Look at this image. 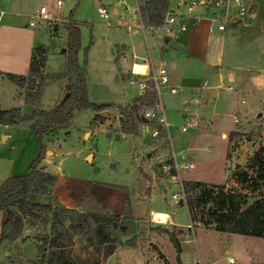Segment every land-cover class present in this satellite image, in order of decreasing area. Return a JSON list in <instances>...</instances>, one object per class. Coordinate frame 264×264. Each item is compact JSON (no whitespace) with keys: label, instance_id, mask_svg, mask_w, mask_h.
Instances as JSON below:
<instances>
[{"label":"rangeland","instance_id":"1","mask_svg":"<svg viewBox=\"0 0 264 264\" xmlns=\"http://www.w3.org/2000/svg\"><path fill=\"white\" fill-rule=\"evenodd\" d=\"M175 1L168 0V7L176 8ZM251 1H255V3L259 1L257 8H255V21L261 27L264 25V0ZM111 2L112 0H61V5L56 7L54 0H14V3L19 5L18 15H13L12 18L13 24L20 31L18 34L15 33L17 42H20L22 47L25 46V33L29 30L35 31V45H42L46 48L42 65V74L45 78L39 88L41 94L38 102L20 107V112L29 115L30 119L11 122H20L26 127L16 131L11 142L5 146V149L9 151L10 166H6L7 169L5 170L0 169V178L2 177L0 180L11 175L25 173L30 161L38 152L39 145L35 128L41 123L42 117L32 115L34 108L45 110L54 108L64 95L69 94L71 88L67 89L66 85L77 82L76 74L69 72L66 68V53L64 52L68 33L65 22L70 20L77 25L79 30L76 60L84 74L86 98L96 103L106 102L108 105L97 111L89 107L76 108L73 106L72 114L66 123L52 124L41 135L40 141L44 144V152L37 167L49 171L48 166L58 164L60 170L69 173L68 176L72 180L85 178L104 181L109 183L108 185L117 188H138L140 190H143L141 177L143 172L145 177H155L162 187L165 186L162 180L163 178L167 179V175L166 172L158 169L160 162H156V157H158L159 152H164L161 157L162 161L171 163L169 142L166 137H162L159 141H150L148 145L144 143L141 134L143 122L136 116V111L140 107L138 101L135 102L137 100L136 90L128 87L125 77L121 76V74L127 75L129 72L131 51L123 50L124 56H121L122 59L118 62L114 61L117 58H112L115 53L110 51L114 45L120 46L122 40H127L125 37L129 35L126 30H129L130 25L128 28L125 25V30L121 23L133 24V20L136 21V19L134 17H131V20L123 18L124 16H131L128 13H125V15H121L119 11L112 13L110 11ZM127 2L130 6L133 5V0H127ZM41 3H45L48 9L52 11L51 19L49 21L35 19V25H28V15ZM105 3L108 6L105 7L108 12V18L106 19L99 16L96 10V6ZM0 9H2L0 11L2 20L10 16L6 13V4L3 3ZM250 12L251 10L244 16H247ZM107 20L109 24H106ZM54 25H56V29L53 27ZM133 32H138L135 38V42H137L135 50L145 53L140 30L134 27ZM146 34L149 35V32L146 31ZM10 48L8 50L3 49L4 54H9L12 51ZM150 51H152V47ZM260 64L264 69V56H262ZM119 75L121 78H119ZM1 78L5 77L2 75ZM0 85L3 84L0 83ZM1 88L0 93L6 94L7 89ZM21 89L23 90V88ZM259 91L261 94L259 97H255V106L252 107L251 112L239 114L238 123L232 128L230 127L231 129H205L202 125L199 126V122H197L196 124L200 128L193 125L183 131L180 130V126L189 120V115L182 117L179 110L165 107L164 112L168 122L170 143L176 153V160L181 161L184 159L190 163V166L179 168L184 187L185 182L192 180L195 175L202 179H198L201 184L197 186H186V189L191 191V195L188 196H198L201 188L216 185L215 188L210 189L212 193L205 199L203 206L196 207L191 212L188 211L192 219L211 218L210 208L214 205L215 192L219 187L244 192L245 201L264 192V182L259 181L258 189L251 191L247 189L244 181L246 180L248 184H251L255 180V153L258 152L264 156V87ZM261 110L263 111L262 116L260 117V114L254 117V113ZM127 114L129 115L128 124L135 126L133 133L123 132L120 129V120L126 118ZM30 124L34 125L33 128ZM205 126L208 127L207 124ZM84 130H90V135L88 136V132L84 134ZM128 142L130 143L129 147ZM10 145H12V148H10ZM6 150H3V155H6ZM87 152H91L92 157ZM142 167L147 171H142ZM171 171L172 169L169 168V172ZM55 174L58 177V174ZM244 174H248L249 178L244 179ZM72 182L74 181H71L70 186H72ZM67 186L66 188H68ZM178 188L179 186L175 182L169 187L165 186V189L156 187L155 193L158 197L151 203L155 208L167 209L172 215V219L177 221L173 228L181 230L176 233L175 237L179 240L183 256L186 257L182 264H193L191 261L195 257L194 241L192 239L188 240L191 235L189 229L185 227L188 220L184 205L173 204L171 200V193L178 190ZM52 190L53 188L51 192ZM50 193L46 197L43 196V198H39L38 194H31L29 200L63 205L52 198L48 199ZM85 193H89L95 199V195L86 189L73 207L84 210L95 206L89 196L84 201L86 205L81 203V198ZM97 201L100 203L99 200ZM124 202L129 208L128 201L123 199L121 213L118 214L116 224L124 223L128 231L131 232L133 224L129 221L130 214L127 218V209L125 207V210L123 209ZM145 204L148 206V203ZM103 208L104 211L113 213L105 206ZM1 210L3 219L0 225L8 217L11 209L8 207ZM153 211L166 212V210L154 209L151 211L150 216ZM49 220L50 213L44 210L40 211L38 216L33 219L30 215H23L22 229L16 239L0 241V264H36L35 262H38L40 257L38 245L41 240L39 236L42 233L49 232ZM151 220L152 223L156 222L152 217ZM156 224H158L156 229L160 232L163 228L160 223ZM165 226L171 227L170 224ZM195 229L196 244L201 259L204 261L202 264H207L204 260L206 258L203 257L204 253L210 256L206 259L207 261L217 258L211 264H227V255L235 258L231 264H264L263 237L239 233L226 237L225 234L217 231H202L197 227ZM114 234L118 235V232L115 231ZM116 237L118 238V236ZM183 238H187L185 240L187 242L180 241ZM160 241L163 252L170 261H173L176 249L168 235L163 232ZM117 242H120V240ZM83 243L84 238L82 235L73 236L74 248L81 246ZM45 248L48 249L46 245ZM133 252L140 258L145 254V249L139 242ZM101 262L109 264L108 255L101 258ZM131 263L138 264V261L133 257ZM159 263L164 264L162 261Z\"/></svg>","mask_w":264,"mask_h":264},{"label":"crops","instance_id":"2","mask_svg":"<svg viewBox=\"0 0 264 264\" xmlns=\"http://www.w3.org/2000/svg\"><path fill=\"white\" fill-rule=\"evenodd\" d=\"M188 1L189 0H176V8L168 7L167 5V8L178 13L177 18L186 24L185 29L180 30L172 37H168L175 45L172 46L163 40L166 35L159 25H145V23H143L145 39H143L141 35L140 37L143 40L144 49L146 46L148 47L151 63L157 65L160 58L164 60L167 83L175 88L172 96L182 103L181 110L185 112V116L189 115V121L195 122V127L202 125L205 129H231L238 123L239 114H248L251 112L252 107L255 106V97H259L261 94L259 90L264 87V69L260 64V60L262 56H264V25L260 27L255 21V8H257L259 1L255 3V8L251 10L247 16L241 15V17H235L237 13L232 10L231 17L228 19L230 21L227 20L222 30H208L207 18L204 16L203 8L198 4L189 8ZM3 3L7 5L6 13L10 14V16H7L4 20H2L0 16V76L3 75V77H5L0 79V83L3 84L0 85V87H2L1 89H7L6 94L0 93V108L12 106L23 107L24 105H29L23 102V90L21 87H18L8 80L4 72L27 73L29 56L32 49L36 46V43H34L36 33L34 30L26 32V38H24V41H26L25 46L22 47L21 43L17 42L18 40L15 34L20 33V31L16 25L13 24L12 20L13 15H18L19 13L17 10L19 5L18 3H14V0H0V6ZM110 4V11L112 13L119 11L121 15H125V13L131 14V16L123 17L126 20H131V17L136 19L137 14H139V0H133V5L131 6L127 0H112ZM103 5L104 7H108L107 3ZM35 9L36 8H34V10ZM1 10L2 9H0V11ZM194 13L197 14L196 16L198 18L196 22H192L194 17L190 15ZM123 18L122 20H124ZM135 22L136 21L133 20V24ZM133 24H127L126 22L121 23V26L124 28L125 25H130L129 30L125 28L129 35L125 37L127 40H122L120 46L114 45L110 49L111 52L113 51L115 53L112 58H117L116 60L114 59L115 62L121 61V56H124L123 50L131 51L130 63L134 62V64H140L139 62L147 58L146 49L145 53L135 50V48H137L135 38L138 32H133ZM53 27L55 29L57 28L56 25ZM146 31L149 32V35L146 34ZM8 46L11 47L10 49H12V51L9 54H4L3 49L8 50ZM151 47L152 51H150ZM108 59L110 60V58ZM121 76L126 78L127 75L121 74ZM121 76L119 75V78H121ZM163 90L167 92L166 87H164ZM181 110H179L180 115L182 112ZM258 112L259 115L261 114V117L263 111L261 110ZM257 113H254V117L257 116ZM197 122H199V126H197ZM205 124L208 125L207 128ZM25 127L26 126L20 122L0 123V169L5 170L7 169L6 166H10V155L8 153L9 151L5 149V146L11 142L13 134L16 131ZM144 127L145 123L143 122V130ZM143 130L141 132L142 136ZM86 132H88L89 136L90 130H84V134ZM144 143L148 145L150 140L148 143ZM10 148H12V145H10ZM3 150L7 151L6 155H3ZM87 153L92 157L91 152ZM163 153L164 152H159V155H157L158 157H156V162H160L158 169L161 171H163L166 165V162H163L161 158ZM188 166H190V163H188ZM48 168L50 169L49 171L58 174L57 181L48 199L52 198L59 201L64 206L73 207L86 189L91 191V193L95 195V199L99 200L105 208L116 214L121 213L122 200L126 199L128 201L131 216L129 221L132 222L133 229L128 233L118 232L116 236H118L120 242L114 244L111 253L114 256L115 262L111 263L108 261L109 264H133L131 263L133 257L137 259L138 264H160L159 262L161 261L164 264L184 263L183 260L186 257L182 254L183 251L179 244V240V250L175 251L173 261L167 258L160 245L163 232L168 235L171 230H174V236H176V233L181 231L173 228L175 224H177V221L172 219V215L167 209L155 208L151 203L158 197L157 193H155L156 187L165 189V186L169 187L174 183L172 180L163 178L162 181L165 183V186L162 187L155 177L152 178L149 176L148 179L143 175V172L141 173L139 171L142 175L143 190L138 188L126 189L124 187L117 188L108 185L109 183H105L104 181L88 180L85 178H73L74 180H72L68 176L69 173L60 170L58 164H52L48 166ZM142 171L147 170L142 167ZM193 179L201 178L195 175ZM0 181L1 184L4 179ZM71 181H74L71 184L72 186H70ZM66 186L68 188H66ZM48 194H38V197L43 198V196L46 197ZM256 196H258V194ZM252 198L247 200L246 203H249ZM145 203H148V206ZM178 205H184L187 220L191 222L194 234L193 248L195 257L192 259L191 263H193L196 258H198L201 263L204 262L201 259L198 245L196 244L195 227L202 231H217L218 233L225 234L226 237L235 234L215 230L212 224L203 225L199 220H194L190 217L185 204ZM154 209L166 210V212L163 213L167 214V221L163 223H152L151 217L154 218L153 215L161 213V211H153L150 216L151 211ZM1 211L2 210H0V222L3 219V217H1ZM33 218L34 217H32V219ZM188 221H186L185 227ZM156 223H160L163 228L160 232L156 229V225H158ZM167 224H170L171 227L165 226ZM122 235L127 236L121 237ZM127 239L131 240L126 242L125 240ZM190 239L191 237L188 238V240ZM185 240H187V238H183L180 241L187 242ZM139 242L145 249V254L140 258L133 252L135 246ZM228 245L230 244L228 243ZM203 257L207 259L210 256L204 253ZM206 259H204L205 262L211 264L214 263L217 258L210 259L209 261ZM100 264H104V262Z\"/></svg>","mask_w":264,"mask_h":264},{"label":"trees","instance_id":"3","mask_svg":"<svg viewBox=\"0 0 264 264\" xmlns=\"http://www.w3.org/2000/svg\"><path fill=\"white\" fill-rule=\"evenodd\" d=\"M166 8L167 0H140L138 6L142 22L148 25H158ZM65 25L68 30L65 48L66 68L69 72L76 74L77 82L66 85L67 89L71 88L69 94L64 95L54 108L45 110L35 107L32 112V115L42 117L41 123L35 128L39 148L25 173L8 176L0 184V210L8 207L11 209L8 217L0 225V241L16 239L22 229L23 215L36 217L40 211L44 210L50 213L49 232L39 236L41 240L38 245L40 257L38 262H35L36 264H100L101 258L109 256L113 251L114 243L120 240L114 234L115 231L130 232L124 223L116 224L118 214L104 211L103 206L89 193L82 196L81 203L86 205L84 201L89 196L95 206L84 210L64 205H52L50 202L29 200L31 194L50 193L57 181L55 173L37 167L44 152V144L40 141L41 135L54 123H66L72 114L73 106L76 108L89 107L97 111L108 105L106 102L96 103L86 98L84 74L76 60L79 30L77 25L70 20L66 21ZM45 51L46 48L42 45H37L32 49L27 73L4 72L11 82L23 88V102L26 104L36 103L40 97L39 88L45 78L42 74ZM153 99L154 93L148 90L135 100L140 105L136 111V116L140 121H142L140 116L142 107L150 105ZM128 117L129 115L120 120V129L123 132L133 133L135 126L128 124ZM28 119L30 116L22 114L19 106L0 108V123ZM30 126L33 128L34 125L30 124ZM254 161L256 164L255 180L251 184L244 180L245 186L251 191L258 189L259 181L264 182V156L256 152ZM244 175V179L249 178L248 174ZM198 184H201L198 179L185 182V186L194 187ZM215 187L214 184L208 188L203 187L198 196H187L188 211L191 212L196 207L203 206L205 199L212 193L210 189ZM214 198V205L210 208L211 218L198 219L203 225L212 224L213 228L218 231L264 238V192L259 193L258 196L255 195L249 203H246L244 192L219 187ZM124 207L128 211L126 212L128 218L130 210L126 202L123 203V209ZM174 233L175 231L171 230L168 237L178 251V240ZM78 234L83 236L84 243L74 248L73 236Z\"/></svg>","mask_w":264,"mask_h":264},{"label":"built area","instance_id":"4","mask_svg":"<svg viewBox=\"0 0 264 264\" xmlns=\"http://www.w3.org/2000/svg\"><path fill=\"white\" fill-rule=\"evenodd\" d=\"M56 7L61 5V0H54ZM198 4L203 8L204 16L207 18V28L208 30H222L225 27L227 20L231 17V11L237 13L235 17H241V15L247 14L250 11L249 4L250 0H189L188 7L191 8L193 5ZM96 10L102 18H108V12L103 5L96 6ZM52 11L48 9L45 3H41L31 14L28 15V24L33 26L35 25V19H42L49 21L51 19ZM175 11L167 8L163 14L161 22L158 24L163 33L167 37H172L180 30L186 28L185 22L177 18ZM194 19L192 22L197 21V14H190ZM235 19V18H234ZM230 21V20H228ZM106 24H109L108 20ZM127 28L129 25H126ZM134 27L140 30L143 39L144 36V25L141 21V18L138 14ZM146 44V41H145ZM146 46V45H145ZM147 58L139 62L140 64L145 65V70L137 71L134 70V62L130 63L129 72L126 76V85L130 88L136 90V97L142 96L146 91L151 90L154 93V99L150 105L143 106L140 111V116L145 117L146 121V132L149 135L150 141L157 140L160 138L166 137L169 142V158L171 163H166L163 171L166 172L167 179L172 180L178 184L179 188L176 191L171 193V200L173 203H177L179 199L182 200L183 204L186 205V197L190 195V190L184 187L182 179L180 177L179 168L188 166V163L183 159L181 161L176 160V153L172 148L170 143V136L168 133V122L165 118V100L164 96L166 94L171 95L175 91L174 86H171L167 83V73L164 67V60L160 58L157 65L150 62L148 47H145ZM167 88V92L163 88ZM195 125L193 121H186L180 126V130H186L187 127ZM184 157V155H182ZM169 168L172 169L169 172ZM186 227L190 230L191 239L193 240V231L191 222L188 221ZM190 239V240H191ZM234 256L227 255L226 263L231 264L234 261ZM202 264L198 258L193 261V264Z\"/></svg>","mask_w":264,"mask_h":264},{"label":"water","instance_id":"5","mask_svg":"<svg viewBox=\"0 0 264 264\" xmlns=\"http://www.w3.org/2000/svg\"><path fill=\"white\" fill-rule=\"evenodd\" d=\"M255 8V2H251L250 4H249V9L250 10H253ZM165 42H167L168 44H170V45H175L173 42H172V40L171 39H169L167 36H165L164 37V39H163ZM164 100H165V104H166V106L167 107H171V108H174V109H177V110H181L182 109V103L181 102H179V101H177L173 96H171V95H168V94H166L165 96H164ZM182 111V110H181ZM257 115H259V112L257 113ZM181 116H185V112H181ZM141 119H142V121H146V118L145 117H141ZM146 125H145V127H144V130H143V136H144V142H146V143H148L149 142V135H148V133L146 132ZM130 146V143L128 142V147ZM177 203L178 204H183V202H182V200L181 199H179L178 201H177ZM123 236H127V235H122L121 237H123ZM122 239V238H121ZM108 261L109 262H111V263H114L115 261H114V256H113V254H110L109 256H108Z\"/></svg>","mask_w":264,"mask_h":264},{"label":"bare ground","instance_id":"6","mask_svg":"<svg viewBox=\"0 0 264 264\" xmlns=\"http://www.w3.org/2000/svg\"><path fill=\"white\" fill-rule=\"evenodd\" d=\"M133 68H134V70H137V71H143V70H145V65L135 63L133 65ZM153 217H154L153 220L156 222L163 223V222L167 221V214L166 213H157L156 215H153Z\"/></svg>","mask_w":264,"mask_h":264}]
</instances>
